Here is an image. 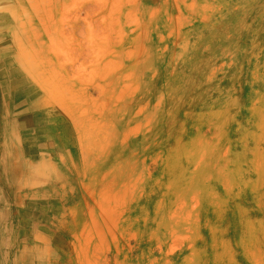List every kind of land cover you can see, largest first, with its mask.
<instances>
[{
  "label": "rangeland",
  "instance_id": "374dc122",
  "mask_svg": "<svg viewBox=\"0 0 264 264\" xmlns=\"http://www.w3.org/2000/svg\"><path fill=\"white\" fill-rule=\"evenodd\" d=\"M0 264H264V0H0Z\"/></svg>",
  "mask_w": 264,
  "mask_h": 264
}]
</instances>
